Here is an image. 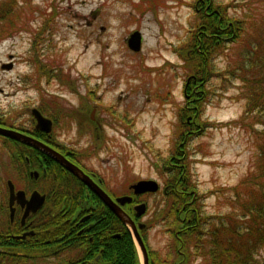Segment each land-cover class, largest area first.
Here are the masks:
<instances>
[{"label":"rangeland","instance_id":"374dc122","mask_svg":"<svg viewBox=\"0 0 264 264\" xmlns=\"http://www.w3.org/2000/svg\"><path fill=\"white\" fill-rule=\"evenodd\" d=\"M13 1L15 8L0 20V116L15 119L25 105L38 106L55 118L57 142L88 157L87 168L116 195L130 193L127 186L140 179L157 181L160 189L146 199L140 219L142 237L150 258L169 264L187 251L158 217L170 202L171 188L164 194L162 185L173 173L170 158L175 166L186 164L187 197L199 210L224 215L231 211L224 188L237 185L252 166L258 126L242 118L239 77L214 73L199 89L209 92L206 103L199 109L187 104L190 75L182 56L189 51L182 48L197 22V0ZM213 1L247 22L240 38L210 59L217 72L229 61L240 63L249 46L263 43L264 50V0ZM135 30L142 34L138 52L127 46ZM9 61L12 67L3 68ZM93 106L102 122L98 130L89 121ZM136 253L141 261L137 247ZM27 254L18 243L16 264H43L39 256L26 260ZM258 254L264 264V248ZM190 257L189 264H202L192 251Z\"/></svg>","mask_w":264,"mask_h":264},{"label":"flooded vegetation","instance_id":"af4514ba","mask_svg":"<svg viewBox=\"0 0 264 264\" xmlns=\"http://www.w3.org/2000/svg\"><path fill=\"white\" fill-rule=\"evenodd\" d=\"M195 10H198L197 6ZM9 63L12 67V61L2 66ZM189 82L186 80L184 88L186 98L189 97L186 93ZM48 97L42 98L47 100ZM34 108L51 121L49 131L44 129L46 125L37 127ZM96 110L97 107L93 106L89 121L98 130L102 128V122L96 118ZM54 119L30 103L15 119L0 116V128L37 140L79 167L136 225L144 224L142 229H138L142 237L146 224L140 219L147 210L146 199L159 191L160 184L155 192L134 194L129 185L130 193L114 194L100 175L87 168L85 162L88 157L57 142L52 134ZM173 161L170 158V171L175 168ZM162 185L164 194L176 186L167 182ZM124 195L131 196V202L120 204L117 201ZM139 203L146 204L141 216H137L134 209ZM113 216L122 228L128 230L113 210L51 153L0 133V254L9 255L10 264H16L18 243L26 245V260L39 256L43 264H126L128 260L123 261L116 254L119 249L115 247V253L113 250V240L119 242L122 237L121 232L110 233ZM34 253L37 256L32 255ZM179 254L180 259L175 262L176 258L172 256L169 264H189L191 252L187 250ZM147 255L149 264H160L150 258L148 250ZM138 264H142L141 261L138 260Z\"/></svg>","mask_w":264,"mask_h":264},{"label":"trees","instance_id":"16d2710c","mask_svg":"<svg viewBox=\"0 0 264 264\" xmlns=\"http://www.w3.org/2000/svg\"><path fill=\"white\" fill-rule=\"evenodd\" d=\"M15 4L13 0L0 4V20L10 14ZM196 5L198 10L194 7V11L197 22L191 27V34L182 48L189 51L182 56L189 66L187 68L190 75L187 78L190 82L186 87V93L189 95L186 98L187 104L192 103L191 108L199 109L202 101L208 100L209 92L203 90L201 93L199 89L214 73L218 75L222 72L224 79L239 77L243 83L246 100L242 118L252 117V125H258L253 128L255 154L245 177L237 185L224 188L228 191L226 198L231 207L230 212L219 215L207 214L202 207L199 210L195 201L192 202L191 198L187 197L186 191L190 184L185 177L186 164L183 163L184 165L175 166L171 177L166 180L176 186L168 193L170 202L165 209L158 212V217L163 215L167 232L172 234L173 239L183 248L192 251L194 257H200L202 264H260L258 252L264 248L263 43H257L256 47H247L243 53L245 57L240 63L229 61L225 70L215 72L210 59L219 53V50H228L227 44L240 38L247 22L228 16V5H215L213 0H197ZM111 226V234L122 233L119 242L113 240L114 253L118 248L116 254L121 256V260H128L126 264H138L136 247L128 230L122 228L114 216ZM188 239L192 241V248ZM8 258L9 255L0 254V263ZM177 259H180L178 252L175 262Z\"/></svg>","mask_w":264,"mask_h":264},{"label":"water","instance_id":"95a60500","mask_svg":"<svg viewBox=\"0 0 264 264\" xmlns=\"http://www.w3.org/2000/svg\"><path fill=\"white\" fill-rule=\"evenodd\" d=\"M141 42H142V34L138 30L133 31L127 38V46L133 52H138L141 50ZM2 67L9 69L11 65L10 63L4 64ZM33 115L37 120V127H39L38 125L43 124L46 125V128H44L45 130L48 131L50 130L51 121L49 119L42 116L40 112L35 108L33 109ZM0 133L8 135L10 137L21 139L25 142L32 144L33 146L40 147L46 150L47 152L51 153L58 161H60L66 169H68L70 172L81 178L82 181L88 187H90L96 193V195H98L113 210V212L126 224L132 236L135 246L139 249L141 255V263L149 264L146 246L138 231V229H142L144 227L143 223H138L136 225L134 221L125 212L122 211V209L100 188L98 184H96L89 176L83 173V171L79 167H77L75 164L71 163L70 161L66 160L56 151L43 145L41 142L37 140L25 137L9 129L0 128ZM130 188L133 190L134 194H141L145 192H155L158 190L159 185L158 182L153 179H140L134 182L133 184H131ZM131 200L132 197L129 195H124L122 197L117 198V201L120 202V204L129 203L131 202ZM134 209L136 215L141 216L145 212L146 204L139 203L134 206Z\"/></svg>","mask_w":264,"mask_h":264}]
</instances>
